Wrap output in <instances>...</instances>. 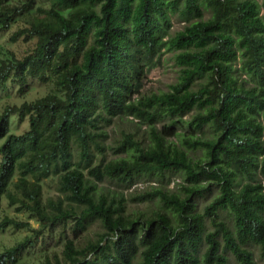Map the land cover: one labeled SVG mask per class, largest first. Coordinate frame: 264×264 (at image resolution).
I'll use <instances>...</instances> for the list:
<instances>
[{
    "label": "trees",
    "instance_id": "16d2710c",
    "mask_svg": "<svg viewBox=\"0 0 264 264\" xmlns=\"http://www.w3.org/2000/svg\"><path fill=\"white\" fill-rule=\"evenodd\" d=\"M38 1L0 0L2 30L25 13L48 17L12 37L37 41L24 57L9 52L0 60V85L13 80L23 93L29 78L52 80L61 94L0 113V200L40 226L5 217L0 231L58 232L61 256L40 264H231L228 253L256 264L249 246L264 255V0ZM176 12L188 23L165 39ZM165 48L179 51L178 81L138 96ZM11 112L28 118L29 130L10 132ZM127 116L147 123L150 139L125 133L109 145L125 155L107 160V127ZM171 174L183 179L179 191L159 187L132 198L156 202L150 216L129 214L124 194L98 187ZM51 177L60 195L45 199L43 181ZM212 185L217 194L198 211L196 198ZM97 222L101 237L79 245ZM29 244L0 251V264H17Z\"/></svg>",
    "mask_w": 264,
    "mask_h": 264
},
{
    "label": "rangeland",
    "instance_id": "374dc122",
    "mask_svg": "<svg viewBox=\"0 0 264 264\" xmlns=\"http://www.w3.org/2000/svg\"><path fill=\"white\" fill-rule=\"evenodd\" d=\"M37 5H43L48 7V3L43 0H39ZM264 11V9H263ZM210 16V12H205V18ZM48 17L43 15L40 11H35L32 14L25 13L18 17L15 22L12 23L8 29H0V60L5 58L9 52H13L17 57L22 58L35 47L36 38H31L25 41L24 38L19 37L17 40H12L13 36L19 30L29 26L31 20H46ZM188 23L179 12L171 14V26L169 28V34L165 37L168 39L171 35H174L179 30H182ZM178 50L165 48L161 51L157 59V65L151 68L143 81V87L141 88L138 96H149L155 93H162L170 90L172 84L178 81L180 75L181 66L177 63L176 56ZM245 77V76H244ZM28 87L23 93L19 91L18 84L13 80L8 81L5 84L0 85V113L8 105H21L28 101H33L37 98L43 97L49 93L61 94V91L57 89L52 80L48 82H41L36 78H29ZM137 96V94L135 95ZM198 110H193L184 116V119H191ZM164 122L157 124L158 128H161ZM30 124L28 118L20 120V115L15 112L10 113V132L22 133L29 130ZM108 138L107 146L115 145L118 143L125 133H133L138 139H142L144 142L149 141L150 127L147 123L141 122L134 117H122L116 118L114 122L107 127ZM175 139V138H171ZM106 151L105 159H116L124 156V153H116L115 148L108 147ZM1 161V156H0ZM263 179V177H262ZM183 179L176 174L166 175L163 178L156 177L154 175H143L138 181L132 185L118 184L109 180L99 181L98 187L101 191L109 192L111 194H124L127 199V212L134 216L153 215L158 211V204L154 201H135L132 198L145 191L153 190L154 188L162 187L163 189H169L171 191H179L182 187ZM58 180L56 177H51L43 181L44 197L48 199L50 197L56 198L60 195L58 191ZM211 191L205 193L201 197H197L198 202L197 210L203 211L204 206L217 194L216 186H211ZM220 216L223 219L229 220V215L226 212H220ZM5 217H12L19 221H28L32 228H37L40 223L28 212L16 210V206H11L6 196H3L0 200V220ZM30 227L18 228L13 225H8L0 231V251L16 245L17 243L31 239V244L23 251L19 257L17 264H40L44 262L45 256L52 255L57 252L61 256L63 249V238L57 232V235L53 234H37L36 231ZM208 228L213 229L208 220ZM103 232L102 225L97 222L91 225L82 236L77 239L79 245H85L89 241H97ZM68 236H72L69 233ZM251 250L254 252L256 264H264V255L261 254L260 247L257 245H250ZM231 264H238L234 255L228 253ZM137 263V262H136Z\"/></svg>",
    "mask_w": 264,
    "mask_h": 264
}]
</instances>
